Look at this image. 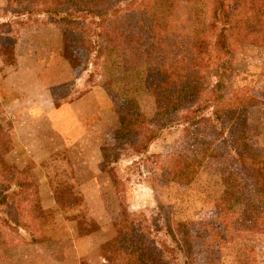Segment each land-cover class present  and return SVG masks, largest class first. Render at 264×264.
I'll use <instances>...</instances> for the list:
<instances>
[{"label":"rangeland","instance_id":"obj_1","mask_svg":"<svg viewBox=\"0 0 264 264\" xmlns=\"http://www.w3.org/2000/svg\"><path fill=\"white\" fill-rule=\"evenodd\" d=\"M91 5L99 11L105 8L119 11L117 17H111V22L104 24L105 28H114L113 24H126L129 21L139 25L142 36L136 44L137 51L149 65L150 87H178L194 75L201 63L211 62L208 49L210 41L207 36L211 13L208 0H92ZM43 8L44 6H36L33 1L20 0L18 4L13 1L7 9L0 10V14L10 17L8 21L14 22L11 34L0 32V54L3 60V65L0 61V158L9 166L12 164L7 157L20 144L16 130L21 124L28 125L26 133H29L33 141L38 138V142L45 146L49 145L51 138L44 135L50 129L47 119L29 123L26 117L17 119L16 105L10 108V101L4 100L2 82L14 73L12 68L16 65L15 47L12 51L10 38L17 31L20 32V37L25 30L31 28L52 26L57 29L59 57L53 62L55 72L47 73L45 81L55 80L54 76L59 75L61 80L67 81L53 89L56 106L69 100L64 101L63 98L79 99L94 91L83 100L81 110L85 117L88 116L87 126L91 127L97 144L98 140L102 144L107 141L110 147H115L118 132L124 123L129 127L132 118L134 121H141L143 115H150L153 109L147 97L137 91V84L140 83H136L132 76L123 75L116 67L101 68L94 78H89L95 71V55H88L86 50L83 53L79 46L76 54L79 63L72 66L59 50V27L46 22L48 16L39 11ZM28 11H33L31 17H39V21L22 26L19 24L18 17L21 16L18 13L29 16ZM27 16L23 17L28 18ZM5 35L10 37L2 39ZM87 35L85 32L82 34V37H86L82 40V46L88 48ZM45 43L48 41L45 40ZM230 47L232 53L228 67L224 68L221 76L213 78V82L220 86L219 95L223 106L233 108L229 116L231 122L225 126L226 138L223 139L217 130L198 120L197 123L162 132L147 154L124 152L117 157L118 162H113L114 178L107 172L117 188L122 208L130 213V219L138 218L137 215L141 213L151 216L159 213L160 223L164 225L168 220L173 225L176 239L181 244L188 264H264V189L253 188L239 172L238 178L243 183V188L235 198L223 200V179L231 171L237 170L232 162L233 154L239 153L246 159H250L252 154L264 158V43L250 44L231 39ZM46 50L43 51L42 59L48 61L51 55ZM109 85L121 98L136 99L140 105L138 109L114 105L108 95ZM251 99L253 101L249 102ZM37 131L40 132L39 136L34 135ZM30 138L25 140L31 142ZM251 148L255 150L252 154L249 150ZM117 150L119 151L114 148L112 152L115 154ZM177 156L203 160V167L189 184H177L172 180L169 167L175 163ZM67 160L65 156L59 158L53 169L60 180L57 201L63 209L79 199L76 186L71 182ZM18 171L29 175L39 193V183L33 179L32 173ZM13 179L14 174H4L0 167V185ZM40 203L41 210L37 218L42 211L41 199ZM48 218L49 221L54 220L58 215L54 212ZM137 221L140 223L141 218ZM38 223L43 231L40 239L43 240L45 234L39 219ZM178 223H186V232L176 231ZM145 227L148 229L143 231L149 240L157 242V246L169 240L173 255L176 254V242L173 244L167 238L166 229L158 228L156 221ZM30 241L25 228L14 232L3 227L0 222V264H28L25 256H22L23 252L19 254L17 249L23 245L40 243ZM45 251L46 248H40L38 255L46 259ZM19 255L21 257L18 262ZM165 256L166 262L172 264L171 255Z\"/></svg>","mask_w":264,"mask_h":264},{"label":"trees","instance_id":"obj_2","mask_svg":"<svg viewBox=\"0 0 264 264\" xmlns=\"http://www.w3.org/2000/svg\"><path fill=\"white\" fill-rule=\"evenodd\" d=\"M13 1L18 4L20 0H9V6ZM27 1H33L36 6H44L39 11L48 16L46 22L54 23L59 27V50L64 53L72 66L79 63L76 54L77 48L81 47L83 53L86 50L88 55H95L93 61L95 71L89 78H94L96 72L101 68L116 67L123 75L132 76L136 83H140L137 84V91L140 95L147 97L153 105L150 115L144 114L141 121H134L135 119L132 118L129 127L124 123L123 128L118 132L115 147H110L107 141L102 144L98 140L103 155L104 170L109 172L113 178V162H118L117 157L122 156L124 152L126 154L129 152L140 155L147 154L162 132L166 130L181 125L194 124L201 120L209 128L217 130L223 139L226 138L225 126L231 122L229 116L233 108L223 106L221 95H219L220 86L213 82V78L221 76L224 68L228 67L232 53L231 39L250 44L264 43V0H208L211 13L207 36L210 41L208 49L211 62L201 63L193 76H190L184 84L174 88H156L148 85L149 65L138 53L136 45L142 36L139 25L129 21L126 24H113L114 28L104 27L106 22H111V17H117L119 11L116 9L105 8V10L99 11L91 5L92 0ZM27 14L29 16L25 13H18L21 16L18 17L20 25L26 26L39 21V17L35 19L31 17V14H34L33 11H28ZM122 22L124 23V21ZM13 26L14 22L12 21L0 22V32L11 34ZM84 32L88 34V48L82 46V40L86 39V37H82ZM19 35L20 32L17 31V34L10 38L12 51H14ZM6 37L10 36L5 35L2 39H7ZM9 55L11 54L9 53ZM0 61L3 65L1 54ZM109 90L108 95L114 101V105L127 107L131 110H136L140 106L134 98H121L112 90L111 86ZM252 101L251 99L249 102ZM247 106L249 105L247 104ZM114 148L119 149L115 154L112 152ZM249 150L250 154L255 151L253 148ZM113 156L115 157L113 158ZM232 162L237 170L231 171L223 179L225 186L223 200L235 198L243 188V183L238 178L239 172L253 188L264 189V158L261 159L252 154L250 159H246L244 155L234 153ZM202 165L203 160L200 158L177 156L175 163L169 167V173L173 182L189 184L201 170ZM0 167L4 174H14V179L11 182L0 185V222L2 226L14 230V232L25 228L30 236V242H40V234H43V231L39 226L37 214L41 210V203L34 182L29 175L2 162L1 158ZM81 200L78 199V202L70 203L69 207L81 204ZM158 214L153 213L151 216L141 213L137 215L138 218L133 220L129 218L131 216L128 210L123 207V218L116 222L100 223L94 217L83 220L76 217L77 230L75 234L81 236L100 230L102 227L104 244L99 252L91 256V258L93 257L91 260H95L94 257L103 256L110 264H170L165 259V255L168 254L172 257V264H188L181 244L176 239L173 225L168 220L164 225L160 223V214ZM139 218H141V222L137 223ZM155 221L158 228L167 230V238L173 244L176 242L175 255H173L172 244L169 240H165L160 246H157L155 245L157 242L149 240L144 234L143 230L148 229L145 226L151 225ZM187 228L186 223H178L176 231L178 233L186 232ZM17 234L20 237L19 232Z\"/></svg>","mask_w":264,"mask_h":264},{"label":"crops","instance_id":"obj_3","mask_svg":"<svg viewBox=\"0 0 264 264\" xmlns=\"http://www.w3.org/2000/svg\"><path fill=\"white\" fill-rule=\"evenodd\" d=\"M9 3V0H0V10L7 9ZM9 19L10 17L0 14V22ZM57 43L58 31L52 26L25 30L15 45L16 65L12 68L14 73L2 82L4 100L10 101V108L16 105L17 119L26 117L28 123L47 119L50 125L49 132L44 135L51 138L49 145L44 146L38 142V138L33 141L29 133H26L27 124H21L16 130L20 144L7 157L11 166L32 173L33 179L39 183V196L42 201V211L38 219L44 230V239L39 244L20 246L17 252H23L22 256H25L28 264H107L103 256L91 260V256L99 252L104 244L102 227L100 230L77 236L75 219L79 216L94 217L100 223L116 222L121 220L123 208L117 188L104 170L100 147L91 127L87 126L88 116L85 117L81 110L83 100L94 91L79 99L63 98L64 101L69 100L56 106L53 89L67 81L61 80L60 75V79L59 76H54L55 80L45 81L47 73L55 72L53 62L59 57ZM44 49L51 55L48 61L42 59ZM34 135L39 136L40 132L37 131ZM26 138L32 141L29 142ZM64 156L68 159L70 178L76 186V195L82 199L81 204L66 209L59 207L57 192L60 190V180L53 170L57 160ZM54 212L58 218L50 222L48 215ZM55 230L57 232L53 233ZM40 248H46V259L38 255ZM20 257L21 255L17 257L18 262Z\"/></svg>","mask_w":264,"mask_h":264}]
</instances>
